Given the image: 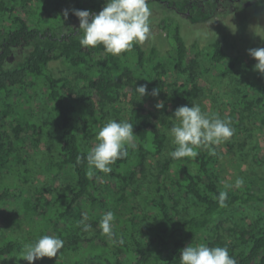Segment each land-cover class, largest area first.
Here are the masks:
<instances>
[{"label":"trees","instance_id":"16d2710c","mask_svg":"<svg viewBox=\"0 0 264 264\" xmlns=\"http://www.w3.org/2000/svg\"><path fill=\"white\" fill-rule=\"evenodd\" d=\"M104 4L105 0H0V176H20L25 157L19 143L25 136L34 143L43 137L53 140L55 156L47 162L50 173L70 176L62 188L42 185L33 195H25L13 183L0 182V205L15 199L14 223L19 228L27 226L24 232L0 233V264L16 258L25 244L46 234L63 239L64 247L56 258L45 257L34 264H85L89 260L180 264L181 250L198 240L210 247L227 246L237 264H264V209L256 208L264 205V190L232 187L227 190V206L220 207L216 197L225 188L216 170L217 146L196 148L199 155L194 159L174 160L166 152L165 129V117L172 116V109L200 98L198 77L202 68L207 69L201 57L226 75L255 44L246 51L230 50L224 44L226 36L203 38L195 28L189 41L182 21L203 24L213 19L216 0H149L152 28L158 25L164 31L170 47L167 52L154 43L147 48L137 44L120 55L107 53L103 46L82 47L83 33L77 30L79 19L72 10L98 13ZM64 10H68L67 18ZM204 29L212 31L213 27ZM189 48L194 53L190 58ZM57 61L70 69L85 90L52 71L50 64ZM168 68L181 81L172 80ZM39 83L45 85L50 103L46 119L29 115L19 103L25 89ZM140 85H147L148 95L156 88L160 96L167 94L165 107L158 110L138 103L119 108L124 86L137 93L135 87ZM245 87L243 91L237 88L230 119L247 132L241 123H255L253 117L264 126V110H254L256 105L264 107V80H249ZM108 106L115 120L133 124L137 146L129 148L127 158L111 165V173L89 176L87 161L77 163V157L86 156L96 143L102 123L96 111ZM252 159L254 164H264L257 153ZM103 176L109 179L105 183ZM183 200L188 202L185 207L180 205ZM107 211L115 215L114 237L99 227ZM84 216V223L91 225L87 232L81 225Z\"/></svg>","mask_w":264,"mask_h":264},{"label":"rangeland","instance_id":"374dc122","mask_svg":"<svg viewBox=\"0 0 264 264\" xmlns=\"http://www.w3.org/2000/svg\"><path fill=\"white\" fill-rule=\"evenodd\" d=\"M252 1V6L248 7L246 11L242 10L241 12L237 11L235 13H230L224 10V7H221L213 19L203 24H188L182 21L185 26L182 29L185 31V35L188 36V39L190 38L189 41L193 37L190 35L193 34L196 29L198 35L203 38L212 35L216 38L223 39V37L226 36L227 40L225 37L224 44L230 50H235L238 47L240 50L246 51L254 44L255 46H253V48L264 47V2ZM237 9L239 10V8ZM247 16L248 18L245 22ZM153 18L154 17L151 16L152 22ZM206 26L213 27V30L206 31V29H204ZM189 28L191 31H189ZM153 43L157 44L164 52H167L170 48L167 40L164 38V31L161 30L158 25H154L152 28V39L145 41L141 45L143 48H147ZM193 54V49L189 48V58L192 57ZM199 61L207 68H202L198 77V83L202 88V94L199 99H195L187 105L191 106V104L195 102L200 105L202 111L209 115L218 113L220 118L230 121L231 126L235 129V133L230 139L216 145L219 153L216 170L221 178L222 184H234L236 178L241 177L244 179V186L248 187L250 190L263 191L264 164H254L252 156L254 153H257V156L264 159V126H261L257 117H253L255 123L253 120L248 123L242 121L241 125H246L250 130H247V133L242 131L239 126L236 125V122L233 123L230 116L232 111L231 103L233 102V98L236 97V94H238L237 88H240L242 91L245 90V82L249 80L257 82L258 78L264 80V74L254 70V65L257 61L252 58L248 52L240 55L237 68L226 75L220 74V69L213 64H208L204 58L201 57ZM50 68L58 75L68 76L77 89H81V91L85 90L84 84L75 80L70 69L61 62H52ZM167 74L171 76L172 80L181 81V76L172 69L168 68ZM121 93L118 105L119 108H128L138 103H143L146 107L153 108L158 102L168 101L169 99L167 94L163 96L146 95L139 98L138 93L132 92L130 89L125 88V86ZM19 103L24 105L23 108L26 110V113L29 115L35 113L39 119H46L50 114V103L46 96V87L44 84L39 83L32 87H27L20 96ZM91 103H95L94 99L91 100ZM94 105L97 104L95 103ZM259 109L264 110V107L259 105L254 107V110ZM96 112L97 117L100 118L102 122L100 128L108 120L116 119V116L111 113V108L109 106L101 107V110H97ZM173 112L174 109H172V114ZM165 119V129L168 134L166 152L167 155H170V152L173 151L175 146L172 143L170 128L175 121L174 118L168 116L165 117ZM93 143V140H91L89 144L92 145ZM19 146L21 147V153L25 157V163L20 168V176L2 174L0 176V182H10L20 186L24 190L25 195H33L35 189L42 185L62 188L68 182L70 176L67 173L55 177L50 173L47 165L49 159L55 156V142L53 140L43 137L39 143H34L29 137L25 136L23 141L19 143ZM101 180L105 183L109 179L103 176ZM140 187H142V185H140ZM180 205L181 207H185L188 205V202L183 200ZM256 206L257 211H262L264 209L263 204H257ZM17 210L18 205L15 199L5 201L0 205V233L10 230L24 232V228L27 226L23 224L22 227L19 228V223H14V216H16ZM8 217H12L13 221L8 220ZM196 244L201 243L198 240L195 241L193 245ZM66 258L68 259V256H66ZM3 263L19 264L20 261L17 260V258H10L3 261ZM85 264L100 263L89 260L85 261Z\"/></svg>","mask_w":264,"mask_h":264},{"label":"clouds","instance_id":"9594fccd","mask_svg":"<svg viewBox=\"0 0 264 264\" xmlns=\"http://www.w3.org/2000/svg\"><path fill=\"white\" fill-rule=\"evenodd\" d=\"M73 14L79 19V28L83 35L79 39L82 47L96 48L103 46L107 53L120 55L131 51L137 44H143L152 39V11L149 0H105V4L98 13L89 10L73 9ZM67 18L68 10H64ZM248 54L257 63L254 70L264 74V47L252 48ZM139 98L148 95L147 85L135 87ZM159 88L153 89L152 96L159 95ZM155 107L163 109V102H158ZM171 118L174 123L170 128V135L175 149L170 152L174 160L181 158H196L199 153L196 148L219 145L230 139L235 129L227 119L220 118L218 113L209 115L202 111L199 104L193 102L191 106L177 107ZM137 136L133 131V124L127 121L108 120L98 131L96 143L87 152L86 156H78L77 163L86 160L88 175L95 172L109 174L111 165L117 160L127 158L129 148H136ZM95 170V171H94ZM244 179L237 177L234 184H225V190L219 191L216 197L220 207H226L228 189L240 188L244 185ZM87 217H82L83 231L91 228L84 223ZM115 215L112 211L103 214L99 227L102 233L108 237H114ZM64 247V240L55 235H43L35 242L24 245L17 260H25L28 264L42 258H56ZM3 260V259H0ZM180 264H237L236 259L230 255L227 246L210 247L203 243L190 244L184 247L180 253Z\"/></svg>","mask_w":264,"mask_h":264},{"label":"flooded vegetation","instance_id":"af4514ba","mask_svg":"<svg viewBox=\"0 0 264 264\" xmlns=\"http://www.w3.org/2000/svg\"><path fill=\"white\" fill-rule=\"evenodd\" d=\"M255 1H264V0H255ZM252 0H216V13L221 9V7H224V10L230 12V13H235L237 11H246L248 7L252 6ZM239 8V10L237 9ZM249 16V14H248ZM248 16L245 18H248Z\"/></svg>","mask_w":264,"mask_h":264}]
</instances>
